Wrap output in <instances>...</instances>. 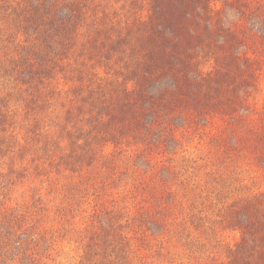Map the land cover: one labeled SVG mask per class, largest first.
Segmentation results:
<instances>
[{
  "label": "rangeland",
  "instance_id": "rangeland-1",
  "mask_svg": "<svg viewBox=\"0 0 264 264\" xmlns=\"http://www.w3.org/2000/svg\"><path fill=\"white\" fill-rule=\"evenodd\" d=\"M38 1L0 0V264H264V235L237 249L244 214L256 207L264 211L259 134L264 127V66L250 79V87L238 76L231 83L221 70L215 71L221 65L215 59L222 58L205 50L198 62L208 80L190 110L164 111L160 103L153 111L154 126L131 133L120 144H104L105 156L86 153L54 167L39 162L35 169L32 156L18 149L33 125L45 133L42 140L55 131L53 122L45 123L38 113L51 112L56 125H65L67 90L88 78L97 83L134 77L129 54L146 46L130 39L114 48L105 45L98 54L90 52L86 68L69 45L57 48L45 35L48 17L68 10L55 11L46 7L54 0H41L37 11ZM244 1L250 6L242 25L255 30L258 16H264V0ZM149 2L93 0L91 6L113 21H147ZM233 2L209 0L216 19L212 25L219 31L214 39L225 48L232 46V57L247 50L225 34L238 24ZM48 10L53 12L47 16ZM146 30L142 27L138 37ZM49 32L52 37L61 33ZM45 67L48 78L42 76L49 86L36 87L43 95L41 105L25 109L17 83L29 87ZM217 83L222 86L215 87ZM88 136L94 141L92 150L103 143L92 133ZM120 233L127 236L126 257L116 255L120 244L108 245L112 239L118 242Z\"/></svg>",
  "mask_w": 264,
  "mask_h": 264
},
{
  "label": "trees",
  "instance_id": "trees-1",
  "mask_svg": "<svg viewBox=\"0 0 264 264\" xmlns=\"http://www.w3.org/2000/svg\"><path fill=\"white\" fill-rule=\"evenodd\" d=\"M54 1L52 6L46 7L53 10L62 7L68 12L62 16L48 17L51 22L50 28L45 33L48 43L50 44L52 40L57 48L61 43L64 46L62 48L69 45L73 53L82 56V63L86 68L87 58H91L90 52L95 51L98 54L100 47H106L105 45L114 48V44L125 43L130 39L134 45L145 43L146 46L141 50L134 46V50L129 54L134 57L128 66L129 71H134V77L117 76L108 81L101 79L97 83L88 78L86 84H81L80 87L74 85L67 90L66 93L70 97L69 106L64 111V115H68L65 125L60 123L56 125L51 112L38 113L45 123L53 122L55 131L51 138L46 134L45 139L42 140L45 133L33 125L32 130L26 131L29 139L18 149L32 156L31 163L36 162L35 169L39 167V162L43 165L58 166V162L69 163L72 158L87 156L86 153H94L100 157L102 152L105 156L104 144L114 142L117 144L120 139H128L133 132L140 133L154 126L157 119L153 117V111L160 103L164 111L169 109L173 113H185L190 110L198 100L200 91L198 89L208 80L204 77L198 62L200 57H204L202 54L205 50L206 55L211 54L212 58H222L221 61L215 59L217 63H221L215 65L219 67L215 68V71L221 70V76L232 79L231 83L235 79L233 76H238L243 78L241 83L250 87L254 82L250 79L254 80L255 72L264 66V16L261 17V14L258 16L257 29L243 27L242 21L248 18L246 9L250 6L244 0L233 2L237 5L233 6L232 10L237 12L236 24L237 22L238 24L225 30L229 40L232 39L234 44L247 49L233 57L232 46L230 49L225 48L223 45H218L214 39L219 31L212 25L216 19L209 0H150L151 15L147 21L134 19L113 21L103 15L98 16L91 6L93 0ZM42 3L41 0L37 2V11ZM91 11L92 15L89 14ZM52 12L48 10L47 16ZM83 17L86 19L81 22ZM91 17L93 19L88 23ZM142 27L147 29L146 35L138 37ZM50 30L61 33L59 37H52ZM80 47H83V52L79 50ZM230 57L232 60L228 61ZM137 66L140 67V71L135 72ZM46 69L47 67L44 71L39 69V74L36 76L38 81L29 83V87L26 82L17 83L21 98L24 99L25 109L31 110L41 105L43 95L36 87L44 84L43 87L49 86L43 78ZM31 80L34 78L32 77ZM78 82L83 83L84 79ZM129 82L132 86L128 85ZM220 85L221 83H217L215 87ZM189 94L193 96L190 98ZM70 103L75 105L70 106ZM58 119L64 120V117ZM45 126L48 127L49 124ZM90 133L93 138L97 136L98 141L103 142L100 147H95L93 150L94 141L89 139ZM76 134L82 137L75 138ZM259 134L264 149V127ZM13 137L14 133L11 134V138ZM73 138L71 142L70 139ZM63 142L68 145V151ZM64 157H67V160L64 161ZM243 217L244 223L240 222L238 226L241 230V243L237 249H244L246 240L248 245V241H256L259 235H264V211L261 212L256 207L251 213H245ZM115 240L112 239L108 245L113 244L115 247L120 244L116 255L126 257L127 250L123 245L127 236L121 234L119 241L115 242ZM91 249L93 253L97 250L93 246Z\"/></svg>",
  "mask_w": 264,
  "mask_h": 264
}]
</instances>
